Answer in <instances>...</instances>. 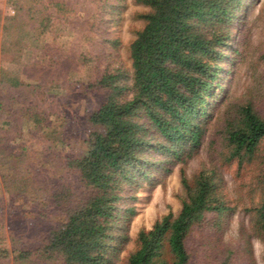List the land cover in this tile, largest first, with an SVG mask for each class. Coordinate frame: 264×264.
Here are the masks:
<instances>
[{"label":"trees","instance_id":"obj_1","mask_svg":"<svg viewBox=\"0 0 264 264\" xmlns=\"http://www.w3.org/2000/svg\"><path fill=\"white\" fill-rule=\"evenodd\" d=\"M259 1L130 0L142 8L133 15L141 27L124 49V67L111 28L127 0H6L13 14L0 15V193L48 221L36 235L23 230L27 217L6 231L0 223V261L118 264L136 194L177 168L179 210L140 229L120 264H256L252 242L264 245V96L217 94L225 68L240 60ZM69 8L84 9L86 27L76 81L46 75L54 65L24 59L13 39ZM77 91L101 93L78 117ZM78 123L85 136L68 154L65 127ZM191 161L198 167L187 175ZM234 215L236 237L225 241Z\"/></svg>","mask_w":264,"mask_h":264},{"label":"rangeland","instance_id":"obj_2","mask_svg":"<svg viewBox=\"0 0 264 264\" xmlns=\"http://www.w3.org/2000/svg\"><path fill=\"white\" fill-rule=\"evenodd\" d=\"M45 4L53 0H44ZM68 1V0H61ZM6 1H0V15H8V7ZM247 2L243 6V11L249 9ZM12 7H10L11 9ZM14 9V8H13ZM12 10V9H11ZM83 8L65 9L56 16H52L50 23L45 28L37 26H30L27 31L13 38L17 42H21L25 48L24 59L39 60L40 63L47 65L48 62L54 66L52 70L47 69L50 75L53 71L58 79L69 77L72 80H81L82 73L80 67L77 66L75 57L77 54H84L85 47L81 46V33L86 30L83 26ZM142 8L133 5L130 0H127V6L118 15V24L111 28L113 36L118 38L120 45L118 47L119 59L123 66L127 67L125 47L131 39L135 30L141 27V22L134 19V13L141 12ZM248 14V13H247ZM11 15V14H9ZM55 15V14H54ZM241 15L238 17V20ZM238 25V22H237ZM247 31L249 39L245 48L243 49L240 60L235 69L226 67L222 75V89L217 95L227 92V97L230 101H240L249 97L257 99L258 95L264 96V62L261 55L264 51V0L256 3L248 14ZM80 36V37H79ZM244 37L243 33L240 37ZM237 39L236 33L231 36L226 50H229V45ZM102 62H100L98 71L102 69ZM14 69L15 67H10ZM51 68V67H50ZM94 73V68L92 67ZM21 71L20 68L16 69ZM90 67H86L87 75H89ZM45 75V74H44ZM84 78L83 80H86ZM258 91V92H257ZM80 101L73 105L77 107V117L83 114L85 108L93 107L100 100L101 93L87 92L85 95H80L76 92ZM68 154H75L79 151L81 140L84 138L85 128L81 124L76 126H66ZM72 129L71 132H68ZM51 146V145H50ZM52 147V146H51ZM64 148V147H63ZM33 149L37 151L46 150L58 154L62 148L56 144L55 150L48 149L45 146L34 144ZM201 160H205L203 153L200 155ZM198 167V161H191L186 169L187 175L192 174ZM3 173V167L0 165V176ZM230 172L225 175L226 187L231 188ZM181 195V188L178 178V170L175 168L173 172L163 181L162 184L153 188H146L140 190L136 194V200L133 202L135 208V215L131 218L128 229V242L125 245V250L120 254V262L123 260L126 253L133 248V239L140 229H149L153 222L163 215L171 212L175 214L180 207L179 197ZM0 223L6 231V226L10 229L18 228L22 225L23 219L27 217V225L23 230L28 234L36 235L45 228L48 220L33 218V215L38 212L36 206H22L21 201H15L6 198L0 193ZM36 207V209H35ZM236 237V216L234 215L230 221L229 229L224 234L225 241L233 242ZM253 255L256 264H264V245L258 241L252 242ZM0 264H10L9 261H0Z\"/></svg>","mask_w":264,"mask_h":264},{"label":"built area","instance_id":"obj_3","mask_svg":"<svg viewBox=\"0 0 264 264\" xmlns=\"http://www.w3.org/2000/svg\"><path fill=\"white\" fill-rule=\"evenodd\" d=\"M0 1H6V0H0ZM8 12H9V14H13V11L10 9V7H8Z\"/></svg>","mask_w":264,"mask_h":264}]
</instances>
